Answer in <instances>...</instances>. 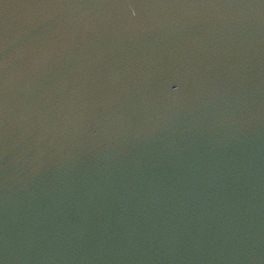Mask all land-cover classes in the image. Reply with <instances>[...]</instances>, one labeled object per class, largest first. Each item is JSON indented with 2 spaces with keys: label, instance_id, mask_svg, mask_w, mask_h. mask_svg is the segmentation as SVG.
Wrapping results in <instances>:
<instances>
[{
  "label": "water",
  "instance_id": "water-1",
  "mask_svg": "<svg viewBox=\"0 0 264 264\" xmlns=\"http://www.w3.org/2000/svg\"><path fill=\"white\" fill-rule=\"evenodd\" d=\"M0 264H264V0H0Z\"/></svg>",
  "mask_w": 264,
  "mask_h": 264
}]
</instances>
